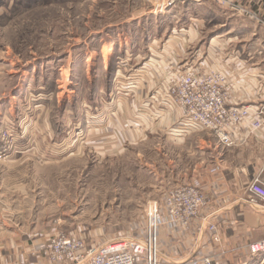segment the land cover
<instances>
[{
    "label": "rangeland",
    "instance_id": "1",
    "mask_svg": "<svg viewBox=\"0 0 264 264\" xmlns=\"http://www.w3.org/2000/svg\"><path fill=\"white\" fill-rule=\"evenodd\" d=\"M155 5L0 0V222L6 228L44 230L48 237L63 232L88 244L135 234L146 203L167 189L163 166L155 176L150 164L164 152L167 135L147 127L145 117L119 129L111 111L117 96L130 104L134 89L157 92L156 108L164 110L180 67L168 80L157 73L172 42L187 46L195 64L189 70L230 37L244 52L264 56V34L251 33L243 17L211 0H185L163 12ZM150 56L155 60L147 67ZM200 66L198 72L215 69ZM140 68H149V78L132 79ZM149 96L137 115L151 108Z\"/></svg>",
    "mask_w": 264,
    "mask_h": 264
},
{
    "label": "crops",
    "instance_id": "2",
    "mask_svg": "<svg viewBox=\"0 0 264 264\" xmlns=\"http://www.w3.org/2000/svg\"><path fill=\"white\" fill-rule=\"evenodd\" d=\"M243 20L251 24V33L264 34L263 26L247 17ZM232 38L222 39L213 56L207 57L204 62L199 61L197 67L192 68L199 71L198 68L203 65L206 69L225 70L230 103L264 107V56H255L252 51L244 52L239 43L230 40ZM174 45L175 42L167 45V48L170 47L166 53L168 58L165 57L164 66L157 73L165 80L169 76L171 78L172 72L179 67L195 65L189 63L185 44L176 45V53L171 50ZM261 45L264 49L263 39ZM153 60L150 56L146 66L153 65ZM146 69H138L132 74V79L144 78L149 74V68ZM133 91L132 103L126 104L128 101L124 95L117 96L118 103L111 110L117 113L118 128L124 130L127 121L137 126L145 118L148 119L147 127L164 128L167 135L163 143L164 152L156 154L155 160H150V164H154V175L162 172L158 168L163 166L167 188L192 184L207 196L205 206L187 230L171 228L165 223L158 225L159 264H190L192 259L205 255L211 256L215 264H264V258L252 256L247 248L251 242L264 239V204L249 201L247 192L248 183L256 177L264 184V125L244 140L243 134L235 133L237 144L224 147L209 130L182 124L180 110L167 94L165 109L160 110L154 100L157 92L149 96L142 89ZM147 96L150 98L148 102L152 101L151 108L137 115L136 108ZM247 123L246 120L243 131ZM133 132L129 133L132 135ZM155 144L158 147L162 145L160 141ZM208 223L217 225L221 243L210 241ZM6 226L7 223L0 222V264H50L46 260L48 234L44 230L14 232Z\"/></svg>",
    "mask_w": 264,
    "mask_h": 264
},
{
    "label": "built area",
    "instance_id": "3",
    "mask_svg": "<svg viewBox=\"0 0 264 264\" xmlns=\"http://www.w3.org/2000/svg\"><path fill=\"white\" fill-rule=\"evenodd\" d=\"M184 1L154 0L155 12L166 11ZM211 1L234 15L250 18L255 24L264 27V0ZM227 76L222 69H214L208 73L180 68L171 84L169 96L180 109L182 124L209 130L222 146L231 147L237 144L235 133L243 134L244 140L263 127L264 107L230 103ZM246 120L248 123L243 131L242 126ZM247 192L249 201L264 204V184L258 177L248 183ZM206 199L205 193L192 184L167 188L160 198L146 203L144 225L135 234L88 244L81 237L56 232L48 237L46 260L50 264H159L156 235L158 225L165 223L171 228L187 230L192 220L199 216ZM206 226L210 241L221 243L217 225L208 223ZM247 248L252 256L264 258V239L251 242ZM190 264L215 263L211 256L205 255L192 259Z\"/></svg>",
    "mask_w": 264,
    "mask_h": 264
}]
</instances>
